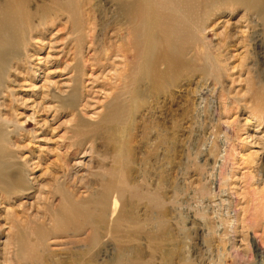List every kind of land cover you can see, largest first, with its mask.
Listing matches in <instances>:
<instances>
[{"label": "rangeland", "instance_id": "obj_1", "mask_svg": "<svg viewBox=\"0 0 264 264\" xmlns=\"http://www.w3.org/2000/svg\"><path fill=\"white\" fill-rule=\"evenodd\" d=\"M42 1L31 0L29 10L36 11ZM80 5L83 12L92 14L88 27L99 38L97 23L108 17L109 5L105 0H80ZM61 14L29 33L23 51L30 60H14L9 78L16 79V84L9 86L13 96H7L13 127L20 128L19 135L11 139L18 142L22 158L37 162L29 178L37 190L46 192L52 187L51 176L60 174L55 169L62 153L75 139L76 117L84 125L99 120L120 84L116 77L125 72L119 53L107 50L108 57H103L86 46L82 56L90 59L82 69L74 53L69 15L64 10ZM241 23L239 29L245 34L246 22ZM222 29L221 25L216 32ZM208 38L215 36L210 33ZM232 49L228 53L235 58L222 73L223 85L212 80L204 83L197 76L198 81L170 87L159 97L127 101L122 120L107 126L109 131L104 128L113 142L87 141L69 160L76 183L81 180L82 185L75 196L100 189L93 174L110 177L112 168L116 184L128 191L120 199L111 198L112 212H135L140 222L137 241L121 247L101 243L84 253V259L92 256L95 264H264V122L257 120L263 112L255 106L251 90L253 77L264 79V58L259 48L255 57L247 55L249 46L239 44ZM239 62L243 64L240 68ZM76 80L80 93L71 106L68 95ZM36 195L45 193L12 199L7 209L0 210L4 234L8 230L6 211H20V201L34 203L36 208ZM47 196L52 205L58 200L57 195ZM84 236H60L49 246L64 256L77 247L84 252L87 249L81 243L75 244ZM4 239L2 235L0 241Z\"/></svg>", "mask_w": 264, "mask_h": 264}, {"label": "bare ground", "instance_id": "obj_2", "mask_svg": "<svg viewBox=\"0 0 264 264\" xmlns=\"http://www.w3.org/2000/svg\"><path fill=\"white\" fill-rule=\"evenodd\" d=\"M30 1L2 0L0 4V98L6 100L0 102V210L12 204V199H28L38 191L45 195L35 196L36 208L34 203L20 201L17 204L20 211H6V234L3 232L5 225L0 222V238L5 235L4 241H0V264H95L92 256L84 259V253L88 254L101 243L111 242L119 247L132 244L137 241L136 229L140 222L135 212L123 209L116 214L112 212L111 198L120 199L127 191L116 184V172L112 168L107 169L110 177L93 174L95 182L100 183V189L89 190L84 197L75 196L82 185L81 180L76 183V172L72 171L69 160L82 150L87 141L100 138L105 139L106 145L113 142L104 128L108 130L107 126L122 120L127 114V101L137 103L147 96L159 97L170 87L192 83L195 79L198 81L197 76L204 83L212 80L223 85L225 73H222L228 71V61L235 58L228 53L233 50L232 46H249L247 55L254 57L260 53L259 48L264 58V0H105L110 10L107 11L108 17L97 23L99 38L88 27L93 16L89 10L82 11L80 0H44L34 12L28 8ZM62 10L69 15L70 33L74 35L76 44L74 53L82 69L90 59V56L85 59L82 56L86 46L93 49V54H103V57H108L107 50L112 54L119 53L125 61V72L116 77L120 84L115 86L117 91L99 120L84 125L83 122L80 124L81 118L76 117L78 122L72 129L75 139L62 153L61 163L55 169L60 174L51 176L52 187L50 192H46L37 190L29 178L37 162L34 164L32 159L22 158L18 142L11 139V135H19L20 128L13 127L15 122L9 110L11 101L7 96H13L9 86L16 84V79L9 78L14 60H30L29 54L23 51L28 44L29 33L37 26H46L59 18ZM34 17L37 23H33ZM241 22H246L248 31L245 34L239 29ZM221 25L223 29L216 32ZM210 33L215 36L214 40L208 38ZM240 63L239 68L243 65ZM251 80L254 81L251 90L255 106L263 112L257 120L262 123L264 79L256 76ZM251 80H247V84L250 85ZM79 93L80 83L76 80L68 95L71 106H75ZM122 95H128L127 99L124 100ZM57 99L62 102L61 95ZM9 125L11 128L7 129ZM48 193L51 198L57 195L55 204L52 205ZM2 218L0 214V220ZM81 234L85 236L75 244L81 243V247L87 249L84 252L78 247L65 252V256L51 251L49 245L58 237L73 238Z\"/></svg>", "mask_w": 264, "mask_h": 264}]
</instances>
